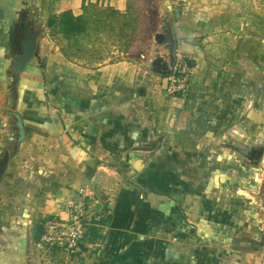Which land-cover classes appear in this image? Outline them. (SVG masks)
I'll list each match as a JSON object with an SVG mask.
<instances>
[{"label": "crops", "instance_id": "1", "mask_svg": "<svg viewBox=\"0 0 264 264\" xmlns=\"http://www.w3.org/2000/svg\"><path fill=\"white\" fill-rule=\"evenodd\" d=\"M102 1L0 0V160L17 136L14 114L24 126L0 182V264H35L43 224L65 218L83 191L107 216L90 228L76 264H220L215 245L240 214L237 200L224 199V182L239 170L234 152L251 146L235 139L264 54V3L255 10L256 0L165 1L176 56L190 69L185 90L172 95L168 78L110 56L123 51L106 50L114 41L104 26L111 29L112 17L124 24L130 0ZM28 11L37 56L20 74L15 101L13 59ZM67 13L82 18L81 33L67 32ZM246 104L248 127L255 109ZM45 253L70 258L57 248Z\"/></svg>", "mask_w": 264, "mask_h": 264}, {"label": "rangeland", "instance_id": "2", "mask_svg": "<svg viewBox=\"0 0 264 264\" xmlns=\"http://www.w3.org/2000/svg\"><path fill=\"white\" fill-rule=\"evenodd\" d=\"M155 0H130V4L128 7V14L127 19L124 21L118 17H112L110 18V26L111 29L108 28V25L106 24L104 28L105 30V37L110 42V44L105 45L106 50L111 52H116L118 50L123 51V55L119 56L116 55H110L111 57H114V60H118L120 58L125 57L126 59L128 57H136L140 51L146 48L147 41L149 39V26L151 21V12H150V5ZM169 1V0H164ZM253 1L254 0H250ZM257 5L253 7L255 10H258L262 4L264 3V0H256ZM103 5L106 4V0L102 1ZM259 4V5H258ZM98 10V9H97ZM94 11V10H93ZM92 11V12H93ZM260 14L263 13L260 17L264 20V7L262 10H258ZM257 11V12H258ZM33 11H28L25 13L24 16H22V19L25 18V16L30 15L29 17L32 18L34 22V13ZM256 12V15L258 14ZM250 13H252L250 11ZM111 14V13H110ZM257 18V17H256ZM120 20V22H119ZM35 24V23H34ZM122 25L124 27V31L122 29ZM101 28H103L102 24L99 25ZM98 26V27H99ZM121 26V28H120ZM118 27L120 28L119 36H118ZM36 28V27H35ZM37 30V28H36ZM96 30V29H94ZM38 31V30H37ZM126 32V33H124ZM39 33V32H38ZM97 32H92L91 34H88V41H91V39L96 38ZM121 39H120V38ZM38 38V37H37ZM92 42V41H91ZM116 47V48H114ZM75 51L84 52V53H98L100 52H106L104 49L94 50L90 49L92 52H89L88 50H79L78 46L75 45ZM90 55V54H89ZM254 77H255V92L254 97L250 96L245 97L246 100H251L254 102V116H252V119L254 121L249 124L247 127L246 124V114L245 112H241L245 109L246 100L244 101L245 106H241L239 108V122L241 123L243 128H240L239 131V137L238 139H235L236 141H239V139H242V142L244 143L248 142L247 144L254 146L255 149L253 150H247L239 146L238 152H234V159L236 164L239 166V170H234L233 174L235 176H238L236 178H230V183L224 182V190L225 194L224 199L231 200V198H234V200L238 201L239 205V218L238 223L228 226H224V230L233 229L232 233H229V238L224 241H217L216 253H218V259L217 261L220 264H264V54L262 53V60H256L255 66H254ZM243 103V104H244ZM245 114V115H244ZM250 119V117H249ZM244 122V123H243ZM233 142L231 143V140L228 141V143L225 144V146L232 148L233 143L235 142L234 139H232ZM244 149V150H243ZM257 150H259L258 157H254V154H257ZM242 151V152H241ZM249 152L247 155L245 152ZM243 153V154H242ZM236 156V158H235ZM248 158H247V157ZM245 157V158H244ZM260 159V164L257 163V161ZM252 161V162H251ZM254 163L257 164V166L254 165ZM243 168V169H242ZM242 170H249L248 174L243 173ZM247 172V171H246ZM235 179V180H234ZM231 182L233 184H231ZM42 234V233H41ZM236 242H239V249L236 250V247H231L233 244V240ZM209 243V241H207ZM88 242L84 241L81 247V251L83 252L85 250V246L88 248ZM205 245V244H204ZM91 246V245H90ZM233 246V245H232ZM40 247V248H39ZM37 248L39 249L36 254H39L38 257H35V264H70L69 262H72L73 264L79 263L82 259L79 255L82 253H78L77 256L68 258V261H66V258H64L62 255H52V254H46V249L43 248V245L41 242H39ZM99 247H90V250L93 253H96L95 249H98ZM207 248L208 252L211 253L212 251ZM36 250V248H35ZM59 250V247H58ZM95 250V251H94ZM232 250H236V252H233ZM44 255V259L46 260H40L42 258V255ZM79 259V260H77ZM209 259V258H208ZM213 261L216 260L214 257H210ZM40 260V262L38 261Z\"/></svg>", "mask_w": 264, "mask_h": 264}, {"label": "water", "instance_id": "3", "mask_svg": "<svg viewBox=\"0 0 264 264\" xmlns=\"http://www.w3.org/2000/svg\"><path fill=\"white\" fill-rule=\"evenodd\" d=\"M150 12V36L146 44L147 46L145 49L140 51L136 57L128 58L136 60L150 73L156 76L169 78L173 75L176 64L177 37L173 22L168 17L164 0L153 1L150 5ZM35 27L36 26L31 17L27 16L22 19L19 32L22 40L21 49L13 59L14 65L12 68V87L15 101L18 97L17 83L20 74L24 71L32 58L37 56L38 31ZM14 118L16 120L17 136L13 139L11 152L6 153L0 160V182L3 178L10 158L17 152L19 144L24 139V126L22 119L19 114H14ZM240 147L247 150L255 149L254 146L242 144ZM254 165L256 166L257 164L254 163Z\"/></svg>", "mask_w": 264, "mask_h": 264}, {"label": "built area", "instance_id": "4", "mask_svg": "<svg viewBox=\"0 0 264 264\" xmlns=\"http://www.w3.org/2000/svg\"><path fill=\"white\" fill-rule=\"evenodd\" d=\"M189 74L188 65L180 56H176L173 75L168 78V92L175 95L185 90ZM95 204L96 199L83 191L80 199L69 207L65 218L46 221L40 241L43 248L52 251L59 247L65 255L77 256L90 228L107 216L105 210H96Z\"/></svg>", "mask_w": 264, "mask_h": 264}, {"label": "trees", "instance_id": "5", "mask_svg": "<svg viewBox=\"0 0 264 264\" xmlns=\"http://www.w3.org/2000/svg\"><path fill=\"white\" fill-rule=\"evenodd\" d=\"M66 30L70 34H79L84 30V23L81 17H73L71 13L62 16Z\"/></svg>", "mask_w": 264, "mask_h": 264}, {"label": "flooded vegetation", "instance_id": "6", "mask_svg": "<svg viewBox=\"0 0 264 264\" xmlns=\"http://www.w3.org/2000/svg\"><path fill=\"white\" fill-rule=\"evenodd\" d=\"M259 150H257V154H254V157H255V155H256V157H258L259 156ZM252 162V161H251Z\"/></svg>", "mask_w": 264, "mask_h": 264}]
</instances>
